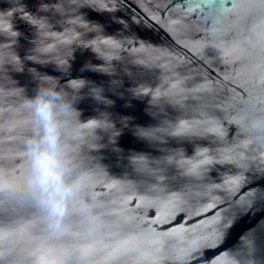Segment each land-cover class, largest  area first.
Here are the masks:
<instances>
[{"label": "water", "instance_id": "obj_1", "mask_svg": "<svg viewBox=\"0 0 264 264\" xmlns=\"http://www.w3.org/2000/svg\"><path fill=\"white\" fill-rule=\"evenodd\" d=\"M207 2L0 0V26L10 20L19 33H0V44L15 39L22 61V70L6 63L0 72V178L23 174L29 131L14 87L34 96L37 73L60 86L86 81L80 120L114 125L97 129L98 149L80 152L93 187L82 189L63 235L22 188L0 192V264H33L48 252L59 264H264V137L229 123L264 110V0ZM180 121L188 131L171 135ZM220 126L223 138L212 132ZM137 154L151 162L141 171Z\"/></svg>", "mask_w": 264, "mask_h": 264}, {"label": "clouds", "instance_id": "obj_2", "mask_svg": "<svg viewBox=\"0 0 264 264\" xmlns=\"http://www.w3.org/2000/svg\"><path fill=\"white\" fill-rule=\"evenodd\" d=\"M86 2L87 0H68V7H81ZM216 4L217 0H208L206 6L211 8ZM43 7L48 8L49 6L44 5ZM54 7L61 11L64 4L60 3ZM8 14L11 15V11ZM29 15L25 13L26 17ZM0 33L13 38L19 35L13 30L10 20L6 27L0 26ZM14 43L15 39H12L7 43L0 44V46L10 49L6 55H0V72L6 75L7 70L4 67L6 63H11L17 70H22V61L12 49ZM113 59L118 58L114 57ZM56 63L65 70L69 67L68 62L66 66ZM33 71L35 72V70ZM36 77L39 87L34 96L28 97L24 94V89L14 87L22 95L19 110L27 114L25 127L29 134L24 137V149L21 153L25 167L23 174L18 179L13 178L5 181L0 178V192L22 188L30 199V203L43 214L49 231L54 235H63L66 231L65 219L74 210L73 205L84 186L91 184V170L82 167L80 152L85 145L89 151L98 149L100 145L97 143L99 139L97 129L107 131L113 129L114 125L106 117L86 122L80 120V112L75 107V102L80 98V90L85 86L86 81L72 79L60 86L57 77L39 73L36 74ZM11 82L14 84L13 81ZM102 92L103 90L100 88L92 89V95L97 101L111 104L112 102L107 100ZM229 123L237 125L241 131H254L258 137H264V110L249 111L239 116L230 117ZM178 128L180 131L174 130L171 135L175 136L188 131V125L183 121L179 122ZM212 132L221 138L226 135L223 126L213 129ZM116 134L113 133V137ZM140 135L151 137L142 131H140ZM89 137L92 138L91 143ZM241 143L247 147L252 143V139L246 138ZM204 150L206 149L200 151ZM131 162L137 171L143 170L151 163L149 157L143 154L133 155ZM76 168H81L80 174L72 178V172ZM91 186L93 187L92 184ZM94 196H96L95 193ZM89 207L81 202L82 209ZM86 250L89 255L94 254L92 244L87 245ZM6 257L7 254L0 251V259ZM34 257L33 264H59L58 257L52 252ZM235 264H239V262L235 260Z\"/></svg>", "mask_w": 264, "mask_h": 264}, {"label": "snow or ice", "instance_id": "obj_3", "mask_svg": "<svg viewBox=\"0 0 264 264\" xmlns=\"http://www.w3.org/2000/svg\"><path fill=\"white\" fill-rule=\"evenodd\" d=\"M27 18V17H26Z\"/></svg>", "mask_w": 264, "mask_h": 264}]
</instances>
